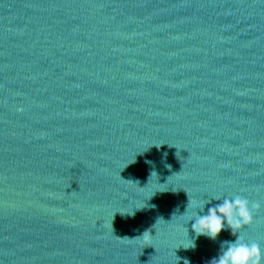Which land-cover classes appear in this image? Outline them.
Masks as SVG:
<instances>
[{
	"label": "water",
	"instance_id": "obj_1",
	"mask_svg": "<svg viewBox=\"0 0 264 264\" xmlns=\"http://www.w3.org/2000/svg\"><path fill=\"white\" fill-rule=\"evenodd\" d=\"M236 196L264 251V0H0V264H207Z\"/></svg>",
	"mask_w": 264,
	"mask_h": 264
},
{
	"label": "clouds",
	"instance_id": "obj_2",
	"mask_svg": "<svg viewBox=\"0 0 264 264\" xmlns=\"http://www.w3.org/2000/svg\"><path fill=\"white\" fill-rule=\"evenodd\" d=\"M146 162L151 163V161ZM217 200L221 202L216 204L192 202L189 204L188 201L187 208L190 206L193 209L188 218V224L191 222V232L194 235L183 248L195 249V241L200 237L215 242L222 231L229 230L235 239L220 241L217 255L207 264H261L264 260V251L261 246L256 242H247L240 235L242 229L252 223L253 209L258 205H250L247 199L240 196L223 200L217 198ZM187 230L189 232L188 228ZM185 261L190 264L188 260Z\"/></svg>",
	"mask_w": 264,
	"mask_h": 264
}]
</instances>
